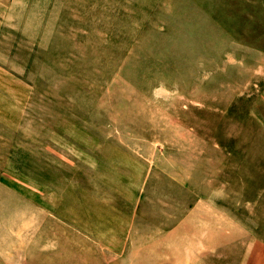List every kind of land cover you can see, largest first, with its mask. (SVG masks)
Listing matches in <instances>:
<instances>
[{
    "label": "rangeland",
    "instance_id": "obj_1",
    "mask_svg": "<svg viewBox=\"0 0 264 264\" xmlns=\"http://www.w3.org/2000/svg\"><path fill=\"white\" fill-rule=\"evenodd\" d=\"M0 264H264V0H0Z\"/></svg>",
    "mask_w": 264,
    "mask_h": 264
}]
</instances>
